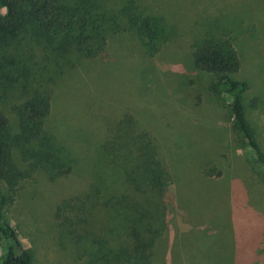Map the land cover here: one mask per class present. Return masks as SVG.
Wrapping results in <instances>:
<instances>
[{
    "label": "rangeland",
    "instance_id": "obj_1",
    "mask_svg": "<svg viewBox=\"0 0 264 264\" xmlns=\"http://www.w3.org/2000/svg\"><path fill=\"white\" fill-rule=\"evenodd\" d=\"M130 1L151 22L149 43L126 18H113L126 0H91L83 33L95 56L63 45L64 34L78 28L48 40L31 24L0 47V62L13 60L8 70L17 78L0 81L10 136L18 131L11 106L45 95L42 127L70 166L54 178L37 169L17 184L4 220L30 253L29 264L101 263L106 250L128 243L139 213V230L149 222L157 230L148 264H264V172L234 124L228 97L210 89L218 77L196 70L191 58L201 39L230 41L239 69L229 77L247 85L240 100L264 154V0ZM144 139L168 178L161 193L143 189L137 147ZM12 157L25 168L16 147ZM214 171L220 175L209 176ZM0 192L7 194L2 183ZM66 201L78 213L57 219Z\"/></svg>",
    "mask_w": 264,
    "mask_h": 264
},
{
    "label": "trees",
    "instance_id": "obj_2",
    "mask_svg": "<svg viewBox=\"0 0 264 264\" xmlns=\"http://www.w3.org/2000/svg\"><path fill=\"white\" fill-rule=\"evenodd\" d=\"M124 8H119L115 17H121L136 26L138 34L144 36L147 42L154 38L155 31L146 16L133 10V2L126 0ZM123 4V5H124ZM92 8L91 0H0V47L8 46L10 41L16 39L25 28L31 24L43 32V36L52 40L61 32H69L78 28L76 34H64L63 45L73 48L84 56L96 55L95 50L89 47L90 36L83 33L84 26L89 24L88 9ZM137 10V9H136ZM98 25H95L97 29ZM191 58L193 67L205 73L216 75L217 86L210 87L213 93L220 92L228 97V108L234 124L243 135L247 146L252 152L254 163L264 172V154L255 140L249 127L240 95L246 90L244 81L234 80L229 75L239 69L236 52L228 39L215 41L209 38L201 39L191 45ZM14 65L11 59H2L0 62V81L14 84L17 78L9 70ZM16 118L17 135L10 136L7 117L0 111V183L4 184L7 194L0 192V264H29L30 253L24 248L13 230L4 220L3 210L10 200L17 184L37 169H44L50 178L63 176L69 173L61 148L53 144L52 137L43 129L42 122L49 113L48 97L41 94H32L18 104L11 106ZM125 122H131L125 117ZM145 138L142 134L140 139ZM141 142V141H140ZM139 142V143H140ZM138 143V154L142 156L141 171L145 178L144 190L161 193L167 185V175L155 159V152L149 140L144 139ZM17 148L20 161L25 168H20L14 162L12 149ZM219 171L209 173V176L218 177ZM65 213H78L68 201L60 203L55 210V217H63ZM145 215L139 213L127 228L128 243L110 252L106 250L100 256V262L92 258L88 264H148L151 249L157 230L146 223L144 231L139 226L144 222ZM85 219L75 223H84ZM64 221H61L63 223ZM74 239L79 241L84 236L75 234ZM98 245V250H105L102 240L88 239Z\"/></svg>",
    "mask_w": 264,
    "mask_h": 264
}]
</instances>
